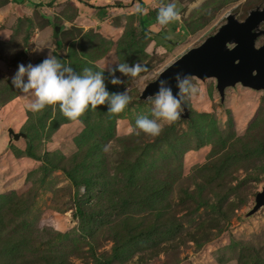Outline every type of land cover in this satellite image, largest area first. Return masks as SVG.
Here are the masks:
<instances>
[{
  "label": "rangeland",
  "instance_id": "374dc122",
  "mask_svg": "<svg viewBox=\"0 0 264 264\" xmlns=\"http://www.w3.org/2000/svg\"><path fill=\"white\" fill-rule=\"evenodd\" d=\"M92 1L0 0V264H264V206L253 212L264 189V90L238 83L222 101L216 79L192 77L187 119L155 137L133 130L150 116V99L140 100L150 82L228 15L244 21L264 0H111L100 17L77 7ZM168 2L179 19L161 26ZM50 55L78 73L102 71L129 105L89 107L77 120L55 105L32 112L11 77ZM120 63L148 71H117L123 83L112 85Z\"/></svg>",
  "mask_w": 264,
  "mask_h": 264
},
{
  "label": "clouds",
  "instance_id": "9594fccd",
  "mask_svg": "<svg viewBox=\"0 0 264 264\" xmlns=\"http://www.w3.org/2000/svg\"><path fill=\"white\" fill-rule=\"evenodd\" d=\"M137 11L143 13L146 9L138 7ZM178 19L179 12L174 2L159 5L157 12L159 25L167 26ZM117 71L128 77H137L148 69L139 63L132 66L120 63L109 72L112 85L123 83L115 75ZM173 80L177 89L175 93L169 80H158V90L149 98L152 105L150 116H138L134 131L139 130L155 137L161 134L164 124H171L180 119L183 99L191 93L193 85L190 76L181 72H177ZM11 85L33 98L28 105L32 112L39 113L46 107L55 105L70 120H77L89 107L97 108L105 104L109 114H119L131 101L127 89L122 93H109L102 71L85 67L82 73H78L72 66L62 63L56 55L48 56L38 65L31 63L18 65L17 71L11 77Z\"/></svg>",
  "mask_w": 264,
  "mask_h": 264
},
{
  "label": "water",
  "instance_id": "95a60500",
  "mask_svg": "<svg viewBox=\"0 0 264 264\" xmlns=\"http://www.w3.org/2000/svg\"><path fill=\"white\" fill-rule=\"evenodd\" d=\"M264 6L250 11L244 21L236 19L235 15H228L226 23L218 32L207 38L199 47L193 48L181 56L172 65L159 74L158 78L150 82L140 95V100L147 101L157 92L159 79L170 81L173 91L175 82L173 77L177 72L196 77L202 81L206 79L217 80V90L221 100L228 87L240 83L242 86L254 90H264V45L256 48L255 43L259 37L264 36ZM60 28L57 30V33ZM235 46L229 48L228 44ZM183 118L187 119L189 110L182 102ZM15 141L25 137L22 133L8 130ZM264 206V189L257 193L253 212Z\"/></svg>",
  "mask_w": 264,
  "mask_h": 264
},
{
  "label": "crops",
  "instance_id": "0c3cea01",
  "mask_svg": "<svg viewBox=\"0 0 264 264\" xmlns=\"http://www.w3.org/2000/svg\"><path fill=\"white\" fill-rule=\"evenodd\" d=\"M110 1L111 0H93L92 3L91 2L89 3L91 5L80 4V3L77 2V7L83 13L89 12V13L94 14L95 16L100 17L101 14H102V11H103L100 8L111 6V5H108V4H110L109 3ZM105 5H107V6H105ZM102 6H104V7H102Z\"/></svg>",
  "mask_w": 264,
  "mask_h": 264
},
{
  "label": "trees",
  "instance_id": "16d2710c",
  "mask_svg": "<svg viewBox=\"0 0 264 264\" xmlns=\"http://www.w3.org/2000/svg\"><path fill=\"white\" fill-rule=\"evenodd\" d=\"M61 30V29H60Z\"/></svg>",
  "mask_w": 264,
  "mask_h": 264
}]
</instances>
